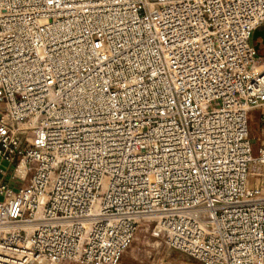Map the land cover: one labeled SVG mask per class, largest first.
Here are the masks:
<instances>
[{"label": "built area", "instance_id": "built-area-1", "mask_svg": "<svg viewBox=\"0 0 264 264\" xmlns=\"http://www.w3.org/2000/svg\"><path fill=\"white\" fill-rule=\"evenodd\" d=\"M263 27L264 0H0V264H120L142 224L264 264Z\"/></svg>", "mask_w": 264, "mask_h": 264}, {"label": "rangeland", "instance_id": "rangeland-1", "mask_svg": "<svg viewBox=\"0 0 264 264\" xmlns=\"http://www.w3.org/2000/svg\"><path fill=\"white\" fill-rule=\"evenodd\" d=\"M258 113L253 112L249 117L250 121V136L260 137V143L264 141V130L257 122ZM259 142L255 145V151L260 145ZM152 225L142 224L139 231L128 251L125 253V261L128 264H164L170 262L172 264H198L197 262L188 259V257L168 250L164 244L151 236ZM61 264H74L63 262Z\"/></svg>", "mask_w": 264, "mask_h": 264}, {"label": "water", "instance_id": "water-1", "mask_svg": "<svg viewBox=\"0 0 264 264\" xmlns=\"http://www.w3.org/2000/svg\"><path fill=\"white\" fill-rule=\"evenodd\" d=\"M258 39H261L262 41V46H263V49H264V27L261 28V29H258L254 32V35H253V41H257ZM255 49L258 50L259 49V44H257L255 46Z\"/></svg>", "mask_w": 264, "mask_h": 264}, {"label": "crops", "instance_id": "crops-1", "mask_svg": "<svg viewBox=\"0 0 264 264\" xmlns=\"http://www.w3.org/2000/svg\"><path fill=\"white\" fill-rule=\"evenodd\" d=\"M125 256H127V255H125ZM125 256L121 259L120 264H128L127 261H125V258H127Z\"/></svg>", "mask_w": 264, "mask_h": 264}]
</instances>
